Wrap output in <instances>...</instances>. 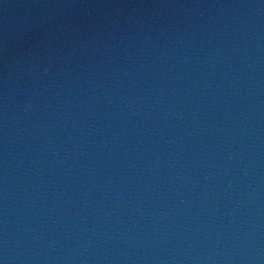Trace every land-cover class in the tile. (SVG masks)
Segmentation results:
<instances>
[{"label": "water", "instance_id": "water-1", "mask_svg": "<svg viewBox=\"0 0 264 264\" xmlns=\"http://www.w3.org/2000/svg\"><path fill=\"white\" fill-rule=\"evenodd\" d=\"M0 264H264V0H0Z\"/></svg>", "mask_w": 264, "mask_h": 264}]
</instances>
